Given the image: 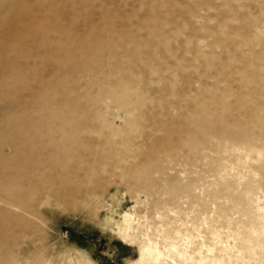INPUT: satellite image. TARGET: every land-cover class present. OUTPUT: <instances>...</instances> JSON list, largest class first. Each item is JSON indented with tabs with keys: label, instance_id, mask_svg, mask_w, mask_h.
I'll list each match as a JSON object with an SVG mask.
<instances>
[{
	"label": "rangeland",
	"instance_id": "374dc122",
	"mask_svg": "<svg viewBox=\"0 0 264 264\" xmlns=\"http://www.w3.org/2000/svg\"><path fill=\"white\" fill-rule=\"evenodd\" d=\"M31 2L0 0V264H264V0Z\"/></svg>",
	"mask_w": 264,
	"mask_h": 264
},
{
	"label": "bare ground",
	"instance_id": "6f19581e",
	"mask_svg": "<svg viewBox=\"0 0 264 264\" xmlns=\"http://www.w3.org/2000/svg\"><path fill=\"white\" fill-rule=\"evenodd\" d=\"M64 0H49V2L48 3H46V5L45 6H43L42 4L40 5V4H37V5H35V4H32V2L31 3H27V7L29 8V9H31V12L32 13H34L35 15H36V19L35 20H38V21H42V19H41V17L38 15V13H43L44 15H47V16H49L51 19L50 20H53L54 22H57L58 20L59 21H64V20H73V21H75V18L77 17V14L79 13V11H83V10H86V9H88V8H90V7H93L92 5H93V2H95V0H83L82 2H80V3H78V4H73V3H71V1L70 0H65L64 2H63ZM35 3V2H34ZM38 12V13H37ZM54 13H56L57 14V16H55L54 15ZM48 17V18H49ZM103 17V22L105 21L106 22V16H102ZM33 17H27V19L29 20H31ZM90 19H92L91 17H90ZM77 20V19H76ZM27 21V20H26ZM71 22V21H70ZM72 23V22H71ZM23 25V24H22ZM24 25H26V24H24ZM73 25V24H72ZM94 27H96V28H94V31L96 30V29H100L99 27H97V25H95ZM77 28V27H76ZM76 28H74V29H76ZM73 29V30H74ZM41 30V29H40ZM100 31V30H99ZM41 32H43V30H41ZM62 32H64V31H62ZM96 32H98V31H96ZM99 33H101V32H99ZM66 34V33H65ZM99 35V34H98ZM98 35H95V36H93V37H96L95 38V40H93V38H91L93 41H92V43L90 44V47H92V48H94V50H95V47H96V51H97V49H98V47H97V44L98 43H104L103 42V40L101 39V37L100 36H98ZM65 39H66V36H63ZM97 38H98V40H97ZM62 40V39H61ZM64 41V40H63ZM85 41V40H84ZM87 41V40H86ZM80 42V41H79ZM91 42V41H90ZM105 44V43H104ZM87 45V44H86ZM95 46V47H94ZM63 47V46H62ZM62 47L58 44H55V43H49V45L47 46V52H48V54H52L53 55V53H55L56 54V56L58 55V53L60 52V50L62 49ZM71 47V46H70ZM138 47H139V50L140 51H142L141 50V46H136V49H138ZM83 48V45H75V47H74V50L75 51H77L78 52V50L80 51V49H82ZM64 49L65 48H63V51H64ZM83 49H85V48H83ZM72 51V50H71ZM95 51V53H97ZM73 52V51H72ZM77 52H74V53H76L77 54ZM65 53V52H64ZM93 53V52H92ZM63 55L64 54H62L61 53V59H62V57H63ZM65 56V55H64ZM51 57H54V56H51ZM57 57H60V55L59 56H57ZM139 58L141 57V56H138ZM99 59V58H101V57H99V55H95V59ZM61 62H63L62 60H61ZM88 64H90V62L88 63ZM92 64V63H91ZM39 65V64H38ZM37 65V66H38ZM57 66V65H56ZM39 68H43V60H42V62L40 63V67ZM54 68H56V67H54ZM36 70V69H35ZM37 71V70H36ZM57 71V70H56ZM38 72H39V70H38ZM36 75V74H35ZM33 78V77H32ZM37 79H38V77H37ZM28 82V81H27ZM29 83V82H28ZM27 83V84H28ZM37 83V82H36ZM38 84H40V85H42L43 84V76H42V78H40L39 77V80H38ZM30 85H32L31 83H30ZM33 85H36V84H33ZM39 85V86H40ZM29 86V85H28ZM37 86V85H36ZM38 86V87H39ZM41 87V86H40ZM42 87H43V85H42ZM208 87V86H207ZM35 88V87H34ZM37 89V88H36ZM35 89V90H36ZM34 90V91H35ZM158 100V99H157ZM210 100V99H209ZM205 103H206V100H205ZM201 105H203V103L201 104ZM201 105L198 107V108H202L201 107ZM206 106H207V108L209 107V104H206ZM197 110V109H196ZM169 142V141H168ZM169 145V144H168ZM119 234V236H118V238H120V240L121 241H125V242H129V239L127 238V237H125V235L123 234V233H121V232H119L118 233ZM152 259V253H151V250H150V248L149 247H143L141 250H140V254H139V257L137 258V262L139 263V264H146V263H149V261ZM174 263V262H173Z\"/></svg>",
	"mask_w": 264,
	"mask_h": 264
}]
</instances>
